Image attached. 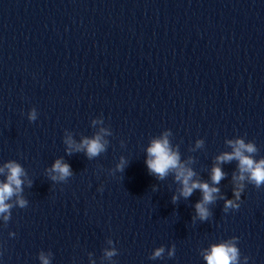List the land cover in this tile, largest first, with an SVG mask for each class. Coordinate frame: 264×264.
<instances>
[{
    "label": "clouds",
    "instance_id": "obj_1",
    "mask_svg": "<svg viewBox=\"0 0 264 264\" xmlns=\"http://www.w3.org/2000/svg\"><path fill=\"white\" fill-rule=\"evenodd\" d=\"M36 113L33 110L29 114V120H35ZM231 143V142H230ZM233 153H225L223 156L218 157L221 161H229L233 158L239 159L240 162V171L241 175L239 177H234L243 181L245 179L244 173L248 174V180L250 183H253L256 188H259L261 185H264V160H261L259 163L252 160L250 157L244 156L242 150L246 149L247 152H254L255 149L252 145H245L243 141H237ZM82 147H86L87 154L89 158L98 155L101 151L104 150V145L100 143V137L97 136L95 139L83 141ZM77 151L80 150V147H77ZM149 159L146 161L148 169L157 174L159 177L163 178L171 169H177L176 180L180 181L183 185L181 189V195L185 198L191 196L194 189H200L203 193V198L200 202L195 205L196 212L201 220H206L210 212L206 207L207 204L212 203L215 200L216 193H219V189L216 187H210L206 182H195L192 181V176L194 173L191 170L184 169L179 165V157L176 153L172 152L169 149L167 139L163 140H154L152 145L148 148ZM9 169V175L7 177V183L0 184V213H5L8 211L10 205L6 204L5 201L9 199L14 193L15 190L20 189L22 181L20 179L23 174L22 168L15 164L9 163L6 165ZM118 168L122 169V165H118ZM52 172L58 174L53 175V180H64L67 177L72 175L70 165L62 163L61 160H56L52 166ZM225 173L219 167H214L212 169V182L213 184H219L221 179H223ZM243 184H239L236 188L233 189V196L236 200L241 198L243 192ZM177 199L176 196H173V201ZM21 206L24 205V201L19 202ZM236 207L239 205L235 204L233 200L225 201V208ZM163 248L157 249L154 253V257H159ZM114 253L109 252L107 255L111 256ZM171 254V253H170ZM238 250L231 243H222L219 245H213L211 251L205 256L208 264H237L238 260ZM43 264H48V260L41 256Z\"/></svg>",
    "mask_w": 264,
    "mask_h": 264
}]
</instances>
